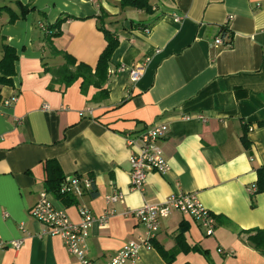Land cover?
Instances as JSON below:
<instances>
[{
    "label": "crops",
    "instance_id": "1",
    "mask_svg": "<svg viewBox=\"0 0 264 264\" xmlns=\"http://www.w3.org/2000/svg\"><path fill=\"white\" fill-rule=\"evenodd\" d=\"M121 1L0 0V60L5 44L19 56L12 83H0V240L7 243L0 264H81L34 217L43 192L75 222L81 205L96 216L115 209L106 224H93L87 240L93 264H107L145 234V225L125 213L179 190L197 192L216 215L214 234L175 210L162 219L153 247L141 249L138 264H264V253L247 240V231L264 228V189L250 190L264 168V0H149L152 12ZM20 4L29 8L24 15ZM63 17L53 47L93 69L108 43L100 26L118 35L102 87L107 97L95 86L84 94L82 78L54 83L47 69L65 59L46 38ZM132 67L143 71L135 82ZM13 96L17 102L6 104ZM158 122L169 125L161 144L170 170L149 173L138 191L125 135ZM51 159L61 184L89 177L93 188L71 193L76 201L66 204L46 181ZM114 192L125 200L109 205L106 196ZM182 228L188 251L177 243ZM17 240L20 248L11 245ZM157 245L174 259L168 262Z\"/></svg>",
    "mask_w": 264,
    "mask_h": 264
},
{
    "label": "built area",
    "instance_id": "2",
    "mask_svg": "<svg viewBox=\"0 0 264 264\" xmlns=\"http://www.w3.org/2000/svg\"><path fill=\"white\" fill-rule=\"evenodd\" d=\"M175 18L181 20L180 16ZM216 41L220 44L224 43L222 37H218ZM129 72L131 80L134 82L143 75L142 67H132ZM17 100L18 97L13 96L6 101V104L14 105ZM198 117L204 121L207 119L203 114H199ZM185 118L189 119L191 116ZM168 131L169 125L166 122H158L139 133H127L125 135L126 144L134 149L131 157V185L133 189L144 191L148 175L151 172L161 174L169 172L170 164L161 144ZM92 188L93 181L91 178L72 176L61 185L60 191L73 193L80 197L85 190ZM250 190L253 193L257 192V184H253ZM124 200L125 194L123 192H114L106 196L109 205ZM175 210L192 217L201 225L207 235L214 234L217 226L216 215L201 202L197 192L179 190L163 202H144L141 207L130 209L129 212L125 213V215H132L145 225V234L143 237L123 245L107 264H138L141 249L153 247L152 239L156 237L162 219L169 217ZM32 213L38 221L47 225L46 232L63 239L68 251L75 255L81 264H93L88 256L87 245L90 228L95 222L106 224L114 216L115 209L108 208L104 214L96 216L88 206L81 205L79 207L81 221L75 222L69 218L64 209L58 208L53 203L48 192H43L33 207ZM22 242V240H17L11 245L20 248ZM6 245L5 241L0 240V248Z\"/></svg>",
    "mask_w": 264,
    "mask_h": 264
},
{
    "label": "trees",
    "instance_id": "3",
    "mask_svg": "<svg viewBox=\"0 0 264 264\" xmlns=\"http://www.w3.org/2000/svg\"><path fill=\"white\" fill-rule=\"evenodd\" d=\"M20 5L23 8L24 11L23 15H24L25 10L28 11L29 8L22 4ZM121 5L122 7L133 6L139 9H144L147 12H152V5L150 4L149 0H122ZM65 20H66L65 17L59 18L55 23L51 24L50 25L51 34H49L48 37L46 38L47 41L51 44L53 53L62 54L63 58L65 59L64 64H62L61 66L56 68L50 67L47 69L53 74L54 83H60V84H64L65 86H70L73 82L82 78L81 89L84 94L88 92V89L91 86H95L97 88H100L99 95L101 97H103V95L104 97H107L108 92L102 87L108 80V69L110 66L112 55L120 42L118 35H116L112 30L105 27L104 25L100 26V28L103 30L106 36V40L108 43L105 50L100 56L96 68L93 69L87 63L84 62L77 63V60L72 55L60 51L55 47H53L52 38L58 36L61 33V26ZM149 27L146 28L148 29ZM3 48H4V56L0 60V83L10 84L12 83L13 75L16 72L15 65L19 56L17 54L16 49L10 46L9 44H5ZM95 98L97 99L98 96H95ZM57 165L58 164L54 159L48 160L46 162V169L48 171V174H50L46 181L50 185V189H54V192L61 200H63L66 204L71 205L76 201V198L71 193H65L59 191V187L61 184L60 178L62 176L60 175L57 176L55 174L58 171ZM258 187H259L258 191L264 189V168L260 169L259 171ZM92 194L94 196L97 194L95 189L92 190ZM247 232H248V236H247L248 242L252 244L254 248L264 253V228H257ZM152 243H153V239H152ZM177 243L180 249L185 251L190 250L189 246H185L183 228L177 236ZM157 246L162 256L168 262H171L174 259L175 253H170L166 251L161 245H157ZM192 249L201 251L204 255H206L209 258L208 250L200 246L193 247Z\"/></svg>",
    "mask_w": 264,
    "mask_h": 264
}]
</instances>
